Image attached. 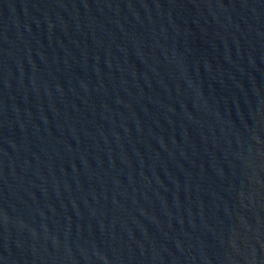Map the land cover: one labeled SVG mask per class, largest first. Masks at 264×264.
I'll use <instances>...</instances> for the list:
<instances>
[{
  "label": "water",
  "instance_id": "1",
  "mask_svg": "<svg viewBox=\"0 0 264 264\" xmlns=\"http://www.w3.org/2000/svg\"><path fill=\"white\" fill-rule=\"evenodd\" d=\"M0 264H264V0H0Z\"/></svg>",
  "mask_w": 264,
  "mask_h": 264
}]
</instances>
